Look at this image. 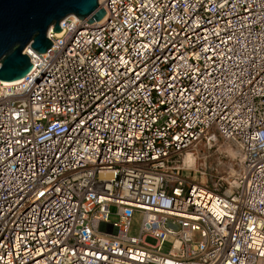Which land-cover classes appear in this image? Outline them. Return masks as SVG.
Returning a JSON list of instances; mask_svg holds the SVG:
<instances>
[{"label": "built area", "instance_id": "obj_1", "mask_svg": "<svg viewBox=\"0 0 264 264\" xmlns=\"http://www.w3.org/2000/svg\"><path fill=\"white\" fill-rule=\"evenodd\" d=\"M98 3L0 83V264H264V0Z\"/></svg>", "mask_w": 264, "mask_h": 264}, {"label": "water", "instance_id": "obj_2", "mask_svg": "<svg viewBox=\"0 0 264 264\" xmlns=\"http://www.w3.org/2000/svg\"><path fill=\"white\" fill-rule=\"evenodd\" d=\"M98 0H0V83H15L31 71L30 45L38 53L46 52L53 43L48 29L61 32L59 21L74 14L88 24L105 15Z\"/></svg>", "mask_w": 264, "mask_h": 264}, {"label": "rangeland", "instance_id": "obj_3", "mask_svg": "<svg viewBox=\"0 0 264 264\" xmlns=\"http://www.w3.org/2000/svg\"><path fill=\"white\" fill-rule=\"evenodd\" d=\"M141 218H142V214L141 212H135L131 218V225H130V229H129V232L128 234L130 236H137L138 235V232H139V229H140V225H141ZM110 220L112 221H116L117 220V217L115 215H111L110 216ZM146 241H148L149 243H155V241L152 239V238H147ZM169 248V244L167 243L164 247H163V250L164 251H167Z\"/></svg>", "mask_w": 264, "mask_h": 264}, {"label": "bare ground", "instance_id": "obj_4", "mask_svg": "<svg viewBox=\"0 0 264 264\" xmlns=\"http://www.w3.org/2000/svg\"><path fill=\"white\" fill-rule=\"evenodd\" d=\"M102 0H99V2H101ZM51 29V28H50ZM27 49H28V47H27ZM8 83V82H7ZM7 83H5V84H7ZM229 153H231V154H234L235 153V150L233 149V148H229ZM194 159H193V157H192V155L190 154V153H188L187 155H186V157H185V162L186 163H189V164H192L194 161H193Z\"/></svg>", "mask_w": 264, "mask_h": 264}]
</instances>
